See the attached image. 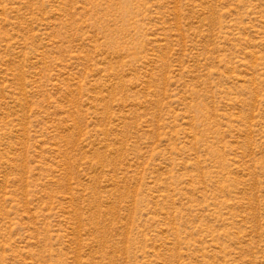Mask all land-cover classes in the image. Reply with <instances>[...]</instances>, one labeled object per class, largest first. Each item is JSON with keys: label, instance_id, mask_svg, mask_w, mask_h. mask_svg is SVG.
Here are the masks:
<instances>
[{"label": "rangeland", "instance_id": "374dc122", "mask_svg": "<svg viewBox=\"0 0 264 264\" xmlns=\"http://www.w3.org/2000/svg\"><path fill=\"white\" fill-rule=\"evenodd\" d=\"M0 264H264V0H0Z\"/></svg>", "mask_w": 264, "mask_h": 264}]
</instances>
